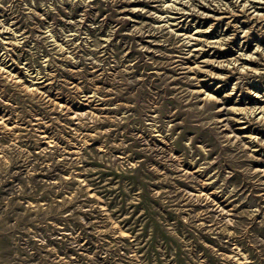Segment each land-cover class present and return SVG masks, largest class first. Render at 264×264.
I'll list each match as a JSON object with an SVG mask.
<instances>
[{
	"label": "rangeland",
	"instance_id": "374dc122",
	"mask_svg": "<svg viewBox=\"0 0 264 264\" xmlns=\"http://www.w3.org/2000/svg\"><path fill=\"white\" fill-rule=\"evenodd\" d=\"M0 264H264V0H0Z\"/></svg>",
	"mask_w": 264,
	"mask_h": 264
}]
</instances>
